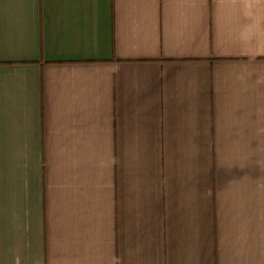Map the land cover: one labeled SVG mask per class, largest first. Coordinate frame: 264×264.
Here are the masks:
<instances>
[{
  "label": "crops",
  "instance_id": "1",
  "mask_svg": "<svg viewBox=\"0 0 264 264\" xmlns=\"http://www.w3.org/2000/svg\"><path fill=\"white\" fill-rule=\"evenodd\" d=\"M0 264H264V0H0Z\"/></svg>",
  "mask_w": 264,
  "mask_h": 264
}]
</instances>
